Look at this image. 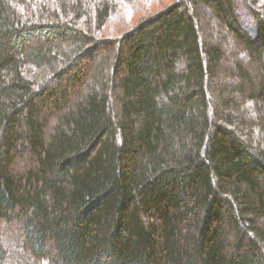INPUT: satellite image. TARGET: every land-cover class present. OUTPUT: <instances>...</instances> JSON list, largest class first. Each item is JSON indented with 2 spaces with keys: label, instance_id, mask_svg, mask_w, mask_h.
I'll list each match as a JSON object with an SVG mask.
<instances>
[{
  "label": "trees",
  "instance_id": "16d2710c",
  "mask_svg": "<svg viewBox=\"0 0 264 264\" xmlns=\"http://www.w3.org/2000/svg\"><path fill=\"white\" fill-rule=\"evenodd\" d=\"M0 264H264V0H0Z\"/></svg>",
  "mask_w": 264,
  "mask_h": 264
}]
</instances>
